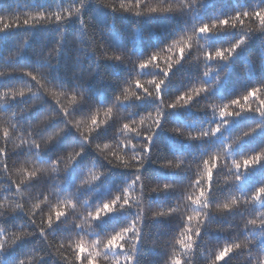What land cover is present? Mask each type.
Wrapping results in <instances>:
<instances>
[{
  "label": "snow or ice",
  "instance_id": "snow-or-ice-1",
  "mask_svg": "<svg viewBox=\"0 0 264 264\" xmlns=\"http://www.w3.org/2000/svg\"><path fill=\"white\" fill-rule=\"evenodd\" d=\"M30 8L23 19L16 12L0 8V35L7 37L14 29L25 33L14 55L21 54L29 36L38 29L54 26L56 39L47 54L36 53L32 70L19 69L24 87L12 90L8 84L3 85L7 90L0 92V113H7V117L6 121L0 117V125L6 122L8 126L2 127L0 135V167L7 175L8 158L26 153V163H47L49 168L34 166L29 170L21 165L16 169L19 181L8 175L7 185H0V264H140L150 234L149 220L163 227L168 219L178 221L176 231L166 241L157 234L153 246L163 243L167 249L165 258L157 264H196L197 255L203 257L204 264H233L237 259L239 264H264V0H37ZM209 8L213 9L211 14ZM123 15L131 18L129 35L133 39L127 42L116 29V20ZM156 20L178 23L162 31L149 49L138 43L141 27L146 21ZM72 24L74 34L68 39L67 28ZM253 41L260 53L256 59ZM66 44L75 46L74 63L79 75H62L59 71V57L66 51ZM0 58L5 67L13 68V73L0 71V77L13 75L17 71L13 54ZM85 58L93 64L86 76L82 68ZM242 58L245 76L237 86L226 90V82ZM108 64L131 67L113 74L119 91L98 100L101 107H93L89 101L97 96V89L91 81ZM183 64L197 69L202 66L203 71L192 79L190 87L166 103L172 75ZM146 76L151 78L143 81ZM201 97L209 101L202 110H211L206 124L201 122L195 133L181 127L168 129L174 141L180 137L198 141L199 156H193L187 164L183 156L164 158L154 178L175 183L158 182L147 187L150 176L146 165L157 162L153 151L169 117L177 116L176 110L189 108ZM109 99L111 103L103 106ZM38 104L48 105V115L37 124L28 123V136L41 135L49 126L56 130L46 138L41 136V141H29L21 135L20 143H13L9 149L13 133L25 127L19 122L22 114ZM142 106L148 109L146 115L137 111ZM85 110V120L73 118L76 112ZM136 115L139 120L132 118ZM114 124H119L115 149L109 151V143L103 147L93 144ZM242 125L247 130L229 135ZM64 141L71 147L67 157L41 155V143L48 147ZM93 148L107 161V167L100 173L90 171L84 178L81 162ZM126 152L131 155L121 154ZM65 159L64 183L68 187L55 180L56 203L51 204L49 196L41 192L43 199L25 210L15 198L23 200L25 190L38 182L41 173L60 172L59 165ZM112 166L129 170L117 193L112 195L109 190L111 198L95 207L91 198L80 201L81 192H94ZM223 170L226 174L218 182L214 174L218 176ZM180 172L191 173L183 190L179 187L182 181L177 179ZM76 179L80 184L72 190ZM221 188L226 189L223 201L217 196ZM161 194L177 202L159 205L166 210L151 211ZM42 205L49 211L37 223L35 217L42 213ZM70 214L73 219L69 225ZM235 214L241 216L242 227L229 223L226 241L205 247V237L211 236L210 225L216 217ZM215 230L224 231L219 225Z\"/></svg>",
  "mask_w": 264,
  "mask_h": 264
},
{
  "label": "trees",
  "instance_id": "trees-1",
  "mask_svg": "<svg viewBox=\"0 0 264 264\" xmlns=\"http://www.w3.org/2000/svg\"><path fill=\"white\" fill-rule=\"evenodd\" d=\"M37 0H2L0 3V8L7 9L8 12H16L18 13L21 18H25V14L31 11L30 5L35 4ZM28 5L29 7H26ZM213 9L209 8L207 10L208 14H211ZM130 17L127 15H123L117 18L116 20V29L120 35V38L124 41H130L133 39L132 36L129 35L130 29ZM178 21L176 20H156V21H146L141 27V35L139 37L138 43H141L143 46L148 47L151 49V46L155 43L157 37H159L162 31L176 26ZM93 27H96V21H92ZM75 27L74 24L69 25L67 28L68 32V39H71L73 36V28ZM55 27L48 26L47 28H42L36 30L31 36L28 38V42L24 44V48L21 51L19 56H15V52L17 51L18 44L23 42L24 38V31L20 29H14L11 31L7 37L0 35V57H8L10 54H13L15 60V67L17 71L8 77H0V92L6 91L7 89L3 87V85L8 84L12 90H18L24 85L20 82L21 77L19 74V69L24 70H32L30 65H34L36 61V53L40 52L41 56L47 54L48 49L51 48L55 42ZM256 41H253V58L256 59L257 56L260 54L259 50L256 48ZM75 46L72 44H66L65 48L66 51L61 54L59 57L60 67L59 71L63 75L65 73L71 75L72 73H77L79 75V71L77 69L76 64L74 63L76 53L73 51ZM245 60L242 58L240 61L237 62L234 70L233 75L229 81L226 82L227 89H231L234 86H237L238 81H241L245 76V68H244ZM93 64L87 58L83 60L82 68L83 74L86 76L88 72L91 71ZM130 65H120L118 68H114L111 64L102 66L101 68V75H96L93 80L91 81V86L94 89H97V96L90 100L89 103L93 107H101L98 100H103L105 96L111 97L114 92H118L119 88L115 87L113 74L115 72H123L130 69ZM0 71H7L9 73H13L12 67H5L4 60L0 58ZM203 71V67H199L198 69L194 67L192 64H183L178 66L175 71L174 75H172V82L171 87L169 89V94L165 96V102L168 103L175 99L176 95H179L180 92L185 91L187 87L191 86L192 79L199 75ZM150 76L142 77L143 81L150 79ZM147 86V85H146ZM151 87V86H149ZM28 103H31V99H27ZM209 101L204 99L203 97L197 99L192 103V105L187 109H178L176 110L178 115L177 116H170L166 125L165 130L160 134L157 138L158 142L153 151V160L157 161L155 164L149 163L146 165L147 168V175L150 176V183L147 184V187H153L158 182L163 183H175L172 180H160L157 181L155 179V169L159 168L162 163L165 162L164 158L173 159L174 156L180 157L183 156L185 158V163L192 161L193 156H199L200 154V145L198 141H185L184 137H180L178 141H174L171 139L173 133L168 131L173 127H181L182 130L185 132L192 131L195 133L199 130L201 122H207L210 116V109L207 111L202 110L203 105L208 103ZM219 101H217L218 103ZM111 103V99L107 101L106 104L103 106H108ZM48 108L47 104H38L36 107L30 109L29 111L22 114L23 119L19 122L23 124L25 127L21 128L19 131L13 133V140L9 141L8 147L9 149L13 148V143L19 144L20 139L19 137L23 135V138L28 139L31 141L35 139L37 141H41V136L45 137L55 131L54 127H47L46 131H44L41 135H34L33 137H29L27 131L25 130L28 123L31 122L32 124H37L44 116L48 115L46 109ZM147 107L142 106L137 111L140 115H146ZM18 111V108H17ZM172 111V110H169ZM87 110L84 113L76 112L74 114V119L85 120L86 119ZM0 117L4 118L6 121L7 113H0ZM101 118H103V112H101ZM133 119L139 120V115L132 117ZM127 122V121H122ZM12 123H17L16 120H13ZM8 124L4 122L0 125V135H2V127H7ZM62 125H57L56 127H61ZM119 124H114L112 127L108 129L106 133H102L97 140L93 141V144L100 143L101 147H103L104 143L110 144V150L116 148L115 140L117 139V128ZM142 127H146V125H142ZM247 130L246 125H242L239 128H234L229 135L236 136L240 133L241 130ZM119 139H123L122 136ZM260 143V138L257 136L255 140V144L258 145ZM2 144V141H0ZM78 149V145L75 146ZM176 149H180L177 151ZM71 150V147L68 146L67 141L62 143H57L55 145H50L45 147L43 143H41V155L44 157H51L55 159L56 156L63 154L67 157L68 151ZM247 151V148L245 149ZM106 154V153H105ZM125 156H130V152L121 153ZM28 157L25 153L24 155H11L8 158V166L9 172L8 174H4L2 171V167H0V185H7L8 182V175L11 176L13 181H19L20 173L16 171V169L20 168L21 165L28 167L31 170L34 166H43L45 168H49L47 163L41 165L40 162L33 163H26ZM93 159H95V167H93ZM175 162V160H174ZM67 163V159L62 161L59 165L61 171L58 173H53L50 170L46 173H41L39 175V180L35 184H33L30 188L25 190L24 199L21 200L20 197H16L15 199L25 205V210L32 207L38 200H42L43 196L40 195L43 192L45 195L49 196V200L51 204L56 203V197L53 189V184L55 180H59L62 183L64 188H67L68 185L64 183V177L66 173L64 172V164ZM107 167V161L103 159V156L100 155L94 148L89 151L87 157L81 162V168L83 169L84 178H87L90 171H95L97 173L103 172ZM195 165L193 164V168ZM129 170H126L121 167L112 166L111 171L107 173L106 177H103V183L97 182L99 185L94 192H81L79 196V200L83 201L84 199H90V203L93 204L95 207L96 204L108 200L111 198L108 195V191L111 190V194L115 195L118 191V188L122 185V181L125 177V174ZM167 171V170H165ZM226 174V170L221 171L218 176L214 174V179L218 182L223 180L224 175ZM191 173H183L180 172L177 179L181 180L182 183L179 184L181 190H183L188 183V176ZM258 180V178H257ZM80 184V179H76L75 183L71 185V189L74 190L76 185ZM256 187L259 186L257 182L255 184ZM191 191V189H189ZM0 192H3V189H0ZM226 189L221 188L217 192V196L219 197L220 201H223L224 194ZM4 195H10L9 193H3ZM237 194L238 193H234ZM155 195V194H153ZM31 197V199H29ZM2 198V197H0ZM177 202L174 197L161 194L157 197V201L153 203L151 211L156 210H166V208L161 209L159 207L160 204L169 205L170 203ZM78 203V207H79ZM49 208L42 205V213H38L35 217L37 223H39L41 216L47 214ZM151 211L149 212V216L151 215ZM182 211H186L182 209ZM254 218V217H249ZM73 216L70 214L67 223L70 225L72 223ZM163 219V218H161ZM176 219H168L165 221L164 226L160 227L159 224L153 223L151 220L148 222V228L150 234L147 236V242L144 246V249L139 257L140 264H157L158 261H162L165 258V252L167 249L163 246V243L159 247H154L153 244L156 241L157 234L160 235L161 241L169 240L172 234L176 231ZM229 223L233 226L239 225L242 227V218L239 214L235 215H227V216H220L218 215L215 219V222L210 225V228L213 229L210 237H205V247L211 248L217 244H223L227 237L229 236ZM217 225L222 227L224 231H216ZM17 230V229H10ZM167 230V234L165 231ZM231 234H235V231ZM66 235V234H65ZM243 237H241L242 239ZM49 240H52V237L49 236ZM28 245H24L27 247ZM48 259H52L49 257ZM196 264H204L203 257L197 255L196 257ZM233 264H239L238 259L233 261Z\"/></svg>",
  "mask_w": 264,
  "mask_h": 264
}]
</instances>
